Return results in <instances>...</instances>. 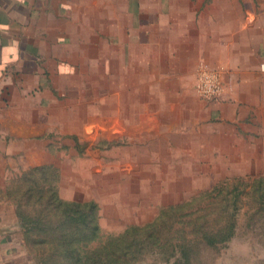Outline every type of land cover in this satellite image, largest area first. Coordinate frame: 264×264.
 <instances>
[{
    "label": "rangeland",
    "instance_id": "obj_1",
    "mask_svg": "<svg viewBox=\"0 0 264 264\" xmlns=\"http://www.w3.org/2000/svg\"><path fill=\"white\" fill-rule=\"evenodd\" d=\"M51 1L14 21L0 75V264L58 254L19 217L43 216L49 240L73 232L55 230L57 200L81 204L98 227L89 247H100L139 239L147 227L132 226L166 206L188 233L187 213L220 209L231 194L237 233L199 244L183 264H264V225L246 213L253 180L264 186V66L250 67L264 53V0ZM206 66L220 76L218 97L196 90ZM247 77L258 86L234 113V80Z\"/></svg>",
    "mask_w": 264,
    "mask_h": 264
},
{
    "label": "trees",
    "instance_id": "obj_2",
    "mask_svg": "<svg viewBox=\"0 0 264 264\" xmlns=\"http://www.w3.org/2000/svg\"><path fill=\"white\" fill-rule=\"evenodd\" d=\"M262 179L253 180L254 186L250 191L253 204L246 212L250 225L258 220H262L264 225V186L256 185V182ZM216 197L217 195H213V198ZM235 197L236 194L222 196L219 202L222 207L215 211L187 213L185 216L191 219L186 222L190 229L188 233L184 232V227L178 230L180 216L177 220L174 219L177 209L166 206L152 222L142 226H132L136 229L147 227L139 239L134 237L125 239L119 245L107 242L100 247H89L90 239L94 237L98 227L79 208L80 203L56 201L58 216L54 225L55 230L61 229L64 225H70L73 226L74 231L59 230L50 240L46 234L52 230L53 225L44 221L43 216L39 215L27 225L23 222L21 213L19 217L23 228L26 227L28 231L35 230L42 235L37 240L38 245L43 247L54 244L56 246L55 250L58 254L53 257L56 259L45 255L40 259L43 264H136L139 261L137 256L148 251L164 255L170 264H183L193 258L199 244L214 245L225 242L237 233L240 228L238 224L240 210L237 209ZM47 203L49 204L48 201ZM193 214L196 216L192 217ZM250 229L254 230V225ZM73 233L76 236L73 237ZM173 233L177 235L174 236ZM33 258L36 263L39 261L36 255L32 256V260Z\"/></svg>",
    "mask_w": 264,
    "mask_h": 264
},
{
    "label": "crops",
    "instance_id": "obj_3",
    "mask_svg": "<svg viewBox=\"0 0 264 264\" xmlns=\"http://www.w3.org/2000/svg\"><path fill=\"white\" fill-rule=\"evenodd\" d=\"M59 3L60 1L58 2V4ZM67 3L71 4L70 1H68ZM76 3H77L76 1L72 2V4H76ZM37 5L39 6L41 5L43 10L46 11V7L52 5V1L51 0H0V75L2 69H5L7 65H11L12 63L13 46H12L11 38L14 35L12 31V26L14 21L18 20L17 18L28 17L31 11L35 9L34 6ZM257 57H259L258 65H255L254 67L251 65L250 67L254 70L257 69L261 74L260 66H264V53L260 55L257 54ZM249 78L250 77H247L241 80V84L243 86L239 82L237 83L236 79L234 80L237 91H233L229 95L232 100L230 101L229 106L234 107V113L239 103L243 101H249L251 99L250 96L253 95V91L258 86L259 77H255V78L252 77V79ZM244 87L245 90L242 91L241 89H243ZM221 113H223V111H221ZM222 115H224V113Z\"/></svg>",
    "mask_w": 264,
    "mask_h": 264
},
{
    "label": "built area",
    "instance_id": "obj_4",
    "mask_svg": "<svg viewBox=\"0 0 264 264\" xmlns=\"http://www.w3.org/2000/svg\"><path fill=\"white\" fill-rule=\"evenodd\" d=\"M196 90L206 98H215L221 94L222 82L218 71L203 67L197 73Z\"/></svg>",
    "mask_w": 264,
    "mask_h": 264
}]
</instances>
